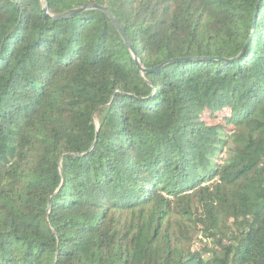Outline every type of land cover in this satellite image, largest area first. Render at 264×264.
Returning <instances> with one entry per match:
<instances>
[{"label":"trees","instance_id":"trees-1","mask_svg":"<svg viewBox=\"0 0 264 264\" xmlns=\"http://www.w3.org/2000/svg\"><path fill=\"white\" fill-rule=\"evenodd\" d=\"M44 3L0 0V264H264V0Z\"/></svg>","mask_w":264,"mask_h":264},{"label":"water","instance_id":"water-1","mask_svg":"<svg viewBox=\"0 0 264 264\" xmlns=\"http://www.w3.org/2000/svg\"><path fill=\"white\" fill-rule=\"evenodd\" d=\"M44 5H43V8H42V12H43V15L44 16H47L48 15V5H47V0H44ZM87 9H95V10H98L102 13H104L108 19L110 20V22L112 23V25L115 27V29L117 30L118 34L120 35L122 41L124 42L125 46L127 47L135 65H136V68L139 70V72L141 74H146V73H150L152 71H155V70H158L160 68H163L167 65H170V64H173L176 62V60H172V61H169V62H166L164 64H162L161 66L157 67L156 69L154 70H145L143 68L140 67V63H139V60L138 58L136 57L135 55V52L133 50V48L131 47L126 35L124 34L122 28L120 27V25L118 24L117 20L114 18V16L111 14V12L106 8V7H101V6H98V5H85L83 7H80L78 9H73V10H69L68 12H66L65 14L63 15H60V16H57V17H52V19H55V20H62V19H68V18H72L74 16H76L77 14L81 13L82 11L84 10H87ZM256 10L257 8L255 9V14H254V21H255V16H256ZM253 27H254V22H253V26H252V30H251V34H253Z\"/></svg>","mask_w":264,"mask_h":264},{"label":"rangeland","instance_id":"rangeland-1","mask_svg":"<svg viewBox=\"0 0 264 264\" xmlns=\"http://www.w3.org/2000/svg\"><path fill=\"white\" fill-rule=\"evenodd\" d=\"M223 115L224 114H220L216 118H212V117H210V115L208 113H205L203 115L202 119L208 124H215V123L224 124V121L221 118Z\"/></svg>","mask_w":264,"mask_h":264}]
</instances>
